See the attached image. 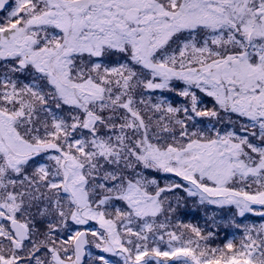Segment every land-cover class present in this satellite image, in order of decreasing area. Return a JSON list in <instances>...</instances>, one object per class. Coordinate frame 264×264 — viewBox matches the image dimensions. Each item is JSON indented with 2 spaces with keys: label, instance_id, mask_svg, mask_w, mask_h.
I'll list each match as a JSON object with an SVG mask.
<instances>
[{
  "label": "snow or ice",
  "instance_id": "snow-or-ice-1",
  "mask_svg": "<svg viewBox=\"0 0 264 264\" xmlns=\"http://www.w3.org/2000/svg\"><path fill=\"white\" fill-rule=\"evenodd\" d=\"M0 264H264V0H0Z\"/></svg>",
  "mask_w": 264,
  "mask_h": 264
},
{
  "label": "rangeland",
  "instance_id": "rangeland-1",
  "mask_svg": "<svg viewBox=\"0 0 264 264\" xmlns=\"http://www.w3.org/2000/svg\"><path fill=\"white\" fill-rule=\"evenodd\" d=\"M202 212H203V209L197 210L196 205L192 201H189V206L187 209H185L182 216L185 221H191L193 223L199 222L201 225H203V219L201 216ZM226 235L230 237L231 232L229 231L226 233L225 231L222 230L219 233L218 239L215 241V243L217 244L222 243Z\"/></svg>",
  "mask_w": 264,
  "mask_h": 264
}]
</instances>
